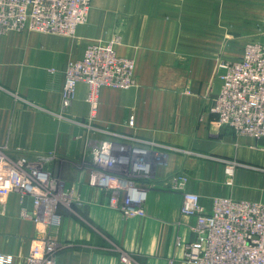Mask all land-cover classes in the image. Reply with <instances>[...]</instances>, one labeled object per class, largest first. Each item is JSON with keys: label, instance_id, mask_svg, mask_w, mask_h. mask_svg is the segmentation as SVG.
<instances>
[{"label": "crops", "instance_id": "crops-1", "mask_svg": "<svg viewBox=\"0 0 264 264\" xmlns=\"http://www.w3.org/2000/svg\"><path fill=\"white\" fill-rule=\"evenodd\" d=\"M115 37L117 53L135 62L134 87L103 88L90 121L88 87L79 83L63 113L67 64L89 44ZM262 41L264 0H92L88 22L73 37H0V148L52 155L48 169L71 192V209L59 208L53 230L65 247L57 264H123L118 249L138 264H188L184 246L196 240L198 223L181 213L185 192L199 195L207 212L216 198L264 203V139L238 135L210 112L223 84L219 53L241 47L225 58L239 60L247 44ZM112 133L157 151L151 177L139 179L147 188L144 217L126 218L109 205L112 191L90 184L92 151ZM178 174L189 178L183 188ZM33 208L32 197L0 194V254L11 264H26L45 240V225L21 216Z\"/></svg>", "mask_w": 264, "mask_h": 264}, {"label": "built area", "instance_id": "built-area-1", "mask_svg": "<svg viewBox=\"0 0 264 264\" xmlns=\"http://www.w3.org/2000/svg\"><path fill=\"white\" fill-rule=\"evenodd\" d=\"M91 8L92 0H0V37L9 32L73 37L77 28L88 22ZM120 42V37L93 42L80 59L67 64L61 92L63 113L71 108L79 83L88 87L90 121L97 117L103 88L134 87L135 62L117 53ZM218 71L223 84L210 112L217 115L222 127L238 135L264 139V41L247 44L239 60L220 61ZM128 123L133 125L134 118ZM155 150L133 137L112 133L92 151L90 184L112 191L109 205L126 218L146 216L147 188L139 179L151 177ZM53 158L0 148V194L32 197L33 210L22 209L21 216L47 229L43 244L32 248L26 264H57L60 244L53 230L62 219L59 208L72 206L71 192L48 169ZM234 165L230 163L226 169L230 177ZM188 180L184 174L174 177L178 188ZM181 213L196 218L198 223L196 240L184 246L183 262L264 264V203L216 198L207 212L199 195L185 192ZM177 245H181L180 238ZM120 258L123 264H138L124 252ZM0 264L11 261L0 254ZM168 264L178 263L172 258Z\"/></svg>", "mask_w": 264, "mask_h": 264}, {"label": "rangeland", "instance_id": "rangeland-1", "mask_svg": "<svg viewBox=\"0 0 264 264\" xmlns=\"http://www.w3.org/2000/svg\"><path fill=\"white\" fill-rule=\"evenodd\" d=\"M199 32L201 34H204V31H199ZM14 33H19V32H14ZM34 33H36V32H34ZM214 33H218L219 36H220V30H214ZM229 35H230V38H231L232 37L231 33H229ZM236 48L237 47H232V46H229L228 48L224 47L222 49V52L219 53V56L216 58V62L219 63L220 61L225 60V58H227V57L228 58H230V57H232V58L233 57H236V55L239 53V50H240L241 47L240 48H237V49ZM227 52H228V54H227V57H226V53ZM63 248H65V247L64 246H61L60 247V249L58 251V254L63 250ZM117 251H118V253L120 254V257H121L123 251L121 249H118Z\"/></svg>", "mask_w": 264, "mask_h": 264}]
</instances>
